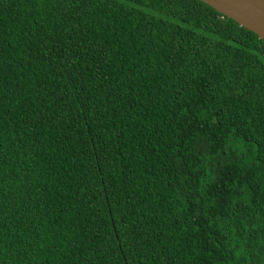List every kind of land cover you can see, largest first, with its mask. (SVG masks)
<instances>
[{"label": "trees", "instance_id": "trees-1", "mask_svg": "<svg viewBox=\"0 0 264 264\" xmlns=\"http://www.w3.org/2000/svg\"><path fill=\"white\" fill-rule=\"evenodd\" d=\"M0 264H264V40L200 0H0Z\"/></svg>", "mask_w": 264, "mask_h": 264}, {"label": "water", "instance_id": "water-1", "mask_svg": "<svg viewBox=\"0 0 264 264\" xmlns=\"http://www.w3.org/2000/svg\"><path fill=\"white\" fill-rule=\"evenodd\" d=\"M264 40V0H200Z\"/></svg>", "mask_w": 264, "mask_h": 264}]
</instances>
